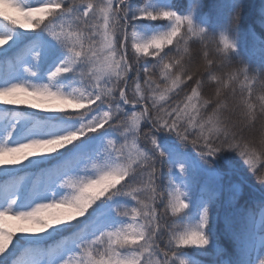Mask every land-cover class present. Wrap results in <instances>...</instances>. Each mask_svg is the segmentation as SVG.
Masks as SVG:
<instances>
[{"label": "snow or ice", "instance_id": "snow-or-ice-1", "mask_svg": "<svg viewBox=\"0 0 264 264\" xmlns=\"http://www.w3.org/2000/svg\"><path fill=\"white\" fill-rule=\"evenodd\" d=\"M201 7L0 0V105L45 113L0 109V175L40 176L0 185V264H264V199L225 216L231 254L216 234L222 154L264 185V73L231 34L238 3L223 24Z\"/></svg>", "mask_w": 264, "mask_h": 264}, {"label": "trees", "instance_id": "trees-1", "mask_svg": "<svg viewBox=\"0 0 264 264\" xmlns=\"http://www.w3.org/2000/svg\"><path fill=\"white\" fill-rule=\"evenodd\" d=\"M29 3H34L36 0H27ZM173 2L180 7L184 8L187 0H173ZM238 3L240 14V21L238 28H233L232 35L235 37L240 45V50L243 53L245 60L248 63L250 71L264 73V55H262L260 49L262 47V41H264V0H200L202 7L200 9L201 14H208L214 21L218 20L220 24H223L224 17L229 14L232 10L230 8L221 9L222 4ZM141 0L133 4H140ZM23 31V30H21ZM31 35V33H26ZM3 51V50H0ZM11 55V54H9ZM214 58L215 53L212 54ZM192 56L199 62L201 59V50L198 44H192ZM218 59V58H217ZM239 65L234 63L231 67L216 68L215 71L218 74H226L229 71L234 70ZM205 79L207 80V75L205 74ZM214 91V86L206 84L204 88V95L211 96ZM9 109L21 112H32L37 115H45L36 109L15 107L10 106ZM174 141L175 137H171ZM190 151V150H189ZM219 170L224 173V191L217 203V210L220 216V221L217 224L216 234L219 237V243L222 244L231 254L233 251V245L230 239L227 237L224 231V218L229 216L235 219L233 213L236 209L244 207H252L256 202L264 199V185H261L256 177L248 172L246 166H243L239 160V157L235 153L226 152L222 154L220 160L218 161ZM27 176V188H29L33 183H35L39 178L38 169H27L25 171L18 172L14 177H7L0 175V185L9 179L19 180L21 177ZM239 177H243L246 182L242 185L243 190L235 205L229 203L228 188L226 184H233L234 182H239ZM166 183V180H165ZM26 188V189H27ZM78 223V222H77ZM69 233H62L61 236L53 238V240L45 242L44 247L55 241L61 239L62 237L68 236ZM190 255L202 262V264H216L220 259H226L227 256L216 257L215 252L209 255H198L194 250H189Z\"/></svg>", "mask_w": 264, "mask_h": 264}, {"label": "rangeland", "instance_id": "rangeland-1", "mask_svg": "<svg viewBox=\"0 0 264 264\" xmlns=\"http://www.w3.org/2000/svg\"><path fill=\"white\" fill-rule=\"evenodd\" d=\"M138 1H139V0H133V3H136V2H138ZM9 107H10V106L0 105V109L9 108ZM171 137H173V136H171ZM171 137H167L168 142L176 143V141H174ZM189 150H190V152H191V149H189ZM20 167L23 168V165H21ZM218 168H219V166H218ZM23 178H24V187H25V189H26V188H27L26 184H27V179H28V177H27V176H24ZM201 179H203V178H201ZM239 179H240L239 182H234L233 184H240V185H241V188H242V190H243L242 185H244L246 182H245L243 179H241V177H239ZM223 181H224V177H223ZM223 181H222V183H223ZM223 185H224V184H223ZM231 185H232V184H230V183L226 184V188L229 189ZM210 186H212V185H210ZM230 195H231V193L228 191L227 197H229ZM45 235H46V234H45Z\"/></svg>", "mask_w": 264, "mask_h": 264}]
</instances>
